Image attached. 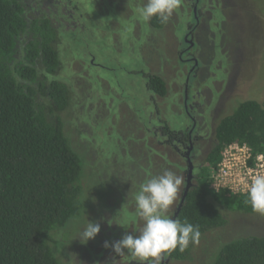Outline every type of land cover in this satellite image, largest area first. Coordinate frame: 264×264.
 I'll use <instances>...</instances> for the list:
<instances>
[{
	"label": "rangeland",
	"instance_id": "obj_1",
	"mask_svg": "<svg viewBox=\"0 0 264 264\" xmlns=\"http://www.w3.org/2000/svg\"><path fill=\"white\" fill-rule=\"evenodd\" d=\"M145 2L53 0V5L46 4L43 10L66 18L59 23L65 32L59 31L63 69L57 80L71 92V107L62 115V121L82 165V213L57 234L55 254L61 264H89L90 256L91 264L98 259L102 264L112 257V248H104V242L111 245L140 226L134 201L139 185L164 170L183 178L178 173L179 167L183 168L181 158L161 151L156 140L150 139L148 129L157 125L158 119L170 131L180 130L186 122L179 85L187 80L188 69H193L186 61L190 55H185V36L189 24H193L191 0H182L162 28L138 17L137 9ZM32 3L37 7L43 0ZM224 3H219L222 10L204 7L207 17H202L196 26L191 36L193 48L189 50L198 67L188 78L189 87L204 90L212 83L213 75L224 80L229 67L235 70L234 75L237 71L233 82L226 79L213 91L214 96L223 93L220 118L230 115L246 100L264 104V0ZM235 49L240 57L236 65L229 56ZM149 73L165 79L167 93L163 98L147 89ZM216 99H205L210 109ZM149 118L151 124L147 125ZM208 150L209 144L204 156ZM204 156L197 165L202 164ZM167 164L175 166V170ZM182 188L183 183L170 214ZM220 210L226 224L205 233L186 260L173 264H212L214 256L231 240L264 237V215L223 207ZM86 219L99 223L100 231L83 243L77 236Z\"/></svg>",
	"mask_w": 264,
	"mask_h": 264
},
{
	"label": "trees",
	"instance_id": "obj_2",
	"mask_svg": "<svg viewBox=\"0 0 264 264\" xmlns=\"http://www.w3.org/2000/svg\"><path fill=\"white\" fill-rule=\"evenodd\" d=\"M32 1L0 0V264H61L57 234L83 208L81 160L62 121L71 92L57 80L63 69L59 31H65L43 11L46 0L37 7ZM150 23L164 25L157 17ZM147 79V89L163 98L165 82ZM234 142L247 144L253 157L263 152L264 104L243 101L214 128V143L175 217L198 226L199 240L226 224L220 207L258 214L247 195L210 189L222 150ZM194 244L170 258L186 260ZM214 258L212 264H264V237L233 239Z\"/></svg>",
	"mask_w": 264,
	"mask_h": 264
},
{
	"label": "clouds",
	"instance_id": "obj_3",
	"mask_svg": "<svg viewBox=\"0 0 264 264\" xmlns=\"http://www.w3.org/2000/svg\"><path fill=\"white\" fill-rule=\"evenodd\" d=\"M182 0H146L138 9V17L145 22L157 17L166 23L180 7ZM183 178L171 170L147 178L139 185L134 195L136 218L140 226L125 234L118 241H108L104 248L111 247L115 256L111 264H117L116 257L130 256L138 264H162L164 256L174 250L185 251L190 244L198 242V226L174 219L170 209L176 201ZM247 200L254 212L264 215V174H257L248 184ZM128 220L124 221L125 227ZM100 231V224L90 222L81 228L77 238L83 243L94 239Z\"/></svg>",
	"mask_w": 264,
	"mask_h": 264
},
{
	"label": "flooded vegetation",
	"instance_id": "obj_4",
	"mask_svg": "<svg viewBox=\"0 0 264 264\" xmlns=\"http://www.w3.org/2000/svg\"><path fill=\"white\" fill-rule=\"evenodd\" d=\"M223 1L225 2L224 3V6H225L226 0H223ZM220 2H222V0H207V1L206 0H191L190 11H191V16L193 18L192 20L193 24L192 23L189 24L187 33L185 36V42L188 44L187 45L188 47H186L187 50L185 51V55L186 56L190 55V57H188L186 61L189 63V66L193 67V69L191 70L188 69V72H187L188 78H190L191 74H194L196 72L197 70L196 68L198 67L196 65V62H197L196 58L192 55V53H189V50L193 48L191 44L192 43L191 36L195 32L196 26L200 25L202 17H205V16L207 17L206 13H208V10H206L204 7L213 9L217 6V8H220L219 6ZM46 3L52 6L53 0H47ZM220 9L222 10L223 7ZM55 16L57 17L56 18L54 17L52 20L56 24H59L60 21L65 22L63 20V19H66L65 17H62L60 15H55ZM69 18H71V16H69ZM235 50L236 51L232 50L229 55L231 60H233L234 65H236L240 59L239 55L235 54L237 53V49ZM234 71L231 70V67H229L228 71L226 72L227 74H225L226 77L224 80L227 79L228 81L231 80L233 82V79H235V77L237 76V71L235 72V75L233 74ZM151 75H156L160 77L157 74H153V73L148 74V76H151ZM160 78L165 82V85H166L165 79L162 77ZM188 78L181 84V86L179 85L180 91L183 92L182 110L186 118V122L183 123L180 130L170 131L168 126L165 125V123H163V121H161L160 119H158L157 125H152L148 129L150 136H152L150 139L154 138L156 140L155 143L160 148H162L161 151L165 152L166 155L178 156L179 158H181L183 162V168L179 167L180 172H178V173H182L183 175V180H184L183 188L179 196V199L176 202L175 209L171 214L173 218H174L175 213L177 212V209L180 204V200L182 199V196L184 193V188L186 186V180L188 176L189 165L192 166V173H191V179H190V183L192 187L193 184L195 183L197 171L202 166L205 156L207 155V153L209 152L210 148L212 147L214 143V128L216 124L218 123V121L220 120V117H219L220 114H218V112L220 111L219 107H220V102L222 101V95H223V93L222 94L219 93V95L217 96L213 95L214 89L217 91L216 85L219 86L220 85L219 83L224 81V80L218 79L216 75H213L212 83L209 85L208 88L204 90H202V88H196L194 85L189 87ZM147 81L148 79H146V85H147ZM166 91H167V85H166ZM202 97H204V99H201ZM213 97H217V99H216L215 106H213L210 109L211 105L206 104L205 99L207 100L213 99ZM146 124L147 125L151 124L150 118L148 119ZM208 125H210L209 127H211L209 129L211 130L209 134L206 131ZM207 144H209V150L204 156L205 146ZM151 149H153V151L156 152L155 148H151ZM202 156H204V158H202V164L197 165L196 164L197 161ZM169 166L172 168L175 167L172 165H169ZM173 170L175 169L173 168ZM114 256L115 254H113L112 257H108L107 259L104 260L102 264H111V259ZM128 258L127 260H125L124 258L116 257L117 264H138V262L133 260L130 256ZM175 261L176 260L171 259L169 256V253H167L164 256L162 264H173ZM89 264H91V256L89 258ZM96 264H101L99 262V259L96 261Z\"/></svg>",
	"mask_w": 264,
	"mask_h": 264
},
{
	"label": "built area",
	"instance_id": "obj_5",
	"mask_svg": "<svg viewBox=\"0 0 264 264\" xmlns=\"http://www.w3.org/2000/svg\"><path fill=\"white\" fill-rule=\"evenodd\" d=\"M257 174H264V150L253 157L247 144L234 142L222 150L210 189L215 193L225 190L246 196L248 184Z\"/></svg>",
	"mask_w": 264,
	"mask_h": 264
},
{
	"label": "water",
	"instance_id": "obj_6",
	"mask_svg": "<svg viewBox=\"0 0 264 264\" xmlns=\"http://www.w3.org/2000/svg\"><path fill=\"white\" fill-rule=\"evenodd\" d=\"M191 173H192V166L189 165V167H188V176H187V180H186V186L184 188V193H183L182 199L180 200V204H179V207H178L177 211L180 210L181 206L183 205L184 199H185L189 189L191 188V183H190ZM176 215H177V213H175L174 219H175Z\"/></svg>",
	"mask_w": 264,
	"mask_h": 264
}]
</instances>
